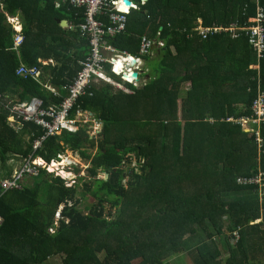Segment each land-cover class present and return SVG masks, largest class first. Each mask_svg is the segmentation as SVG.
Listing matches in <instances>:
<instances>
[{"label": "trees", "instance_id": "1", "mask_svg": "<svg viewBox=\"0 0 264 264\" xmlns=\"http://www.w3.org/2000/svg\"><path fill=\"white\" fill-rule=\"evenodd\" d=\"M0 2L10 14L21 12L24 35L19 52L11 51L14 31L0 22V92L18 88V99L59 103L63 97L43 85L45 74L65 96L63 86L90 53L80 29L84 9L66 0ZM258 8L264 12V0H148L132 10L126 31L107 41L136 56L141 35L163 39L143 57L148 83L132 94L106 82L91 87L77 105L102 120L100 136L82 126L47 136L34 153L49 162L69 150L89 162L87 178L72 188L42 172L34 186L4 193L1 183L16 169L8 161L32 154L45 131L28 122L16 132L0 111V264H264V197L258 186L238 182L264 170V120L247 131L242 123L264 92V49L259 58L248 30ZM199 25L227 31L203 38L193 32ZM20 64L41 69L43 83L18 75ZM129 153L139 167L126 171ZM45 176L51 180L41 182ZM88 197L85 213L78 205Z\"/></svg>", "mask_w": 264, "mask_h": 264}, {"label": "built area", "instance_id": "2", "mask_svg": "<svg viewBox=\"0 0 264 264\" xmlns=\"http://www.w3.org/2000/svg\"><path fill=\"white\" fill-rule=\"evenodd\" d=\"M125 1L66 0L67 3L75 8L84 9V22L80 24V29L83 36L89 37L90 53L85 60L80 62L81 70L77 76L74 77L71 83L64 86L65 96L61 94L58 88L53 87L50 82L43 84L54 95L63 97L59 103L53 102L45 105L44 100L39 96L14 99L6 97L4 93L0 92V108L6 110L8 114L7 122L12 128L19 132L25 123L33 122L45 130V135L35 141V149L41 146L43 139L47 136L60 134L64 130L77 131L79 129V121L88 123L93 120L95 126L92 133L96 134L100 131L102 122L94 118L92 113L83 111L77 105L79 98L85 95L91 87H95L101 82H106L127 94H132L134 92L132 87L139 88L148 83V79L141 78L140 75L142 73L143 57L152 53L154 45L163 47V40L153 39L146 35L141 36L136 56L121 52L120 49L107 41V36L120 35L126 31L130 12L138 9L137 4L133 0H127L130 2L129 5H126ZM141 4L143 5L144 2H141ZM56 6L60 7L61 3L56 2ZM125 9L127 10L125 11ZM250 22L253 24L248 27L250 32L249 42L255 45L258 49L259 58H261L264 49L263 8H258L256 15L250 19ZM219 30L227 31V28H209L199 25L195 30L193 29V32L205 38L210 36L212 32ZM19 40L20 38H18ZM131 58L136 62L132 66H130ZM256 67V65L253 66V68ZM16 73L23 77H32L34 80L43 83V72L36 67L28 68L22 65L16 68ZM134 73H136L135 78L132 77ZM110 74H114L118 77V80H115ZM75 110L76 113L73 116V111ZM254 110L255 115L242 119L245 127L250 122L260 124L261 120H264V92H258L257 99L254 102ZM80 117L84 118L81 119ZM259 132H257V139L262 145V137ZM21 164L19 168L14 170L10 178L1 183L4 192L21 189L25 177L38 176L40 168H46L50 172L53 171L50 165H47L42 160L32 159V157L25 159ZM52 166H54V163H52ZM239 183L258 186L264 196V171H261L256 176L241 178ZM72 185L68 184L67 186ZM1 222L2 218L0 217ZM55 226H58V224H55ZM50 233H54L52 228H50Z\"/></svg>", "mask_w": 264, "mask_h": 264}, {"label": "clouds", "instance_id": "3", "mask_svg": "<svg viewBox=\"0 0 264 264\" xmlns=\"http://www.w3.org/2000/svg\"><path fill=\"white\" fill-rule=\"evenodd\" d=\"M18 38H20V40L18 41ZM14 41H15V43L16 44H19V43H21V41H22V38H21V36L20 35H18V36H16L15 38H14ZM156 47H158L157 45H154L153 46V51H152V53L154 54V51H155V48ZM152 53H151V55H152ZM134 56V55H133ZM136 63V62H135ZM143 66H144V61H143ZM111 75V77H113L115 80H118V77H116L114 74H110ZM53 87H55V88H58V87H56V86H54V85H52ZM114 86V85H113ZM115 87V86H114ZM116 88V87H115ZM134 88V87H133ZM45 89H47L46 87H45ZM59 89V88H58ZM117 89V88H116ZM47 90H49V89H47ZM117 90H119V89H117ZM50 92H52L51 90H49ZM4 94H5V96L6 97H9V98H14V97H10V96H8L5 92H3ZM53 93V92H52ZM54 94V93H53ZM83 96V95H82ZM14 99H17V98H14ZM83 110V109H82ZM0 111H3L4 113H6V122H7V112H6V110L5 109H3V108H0ZM83 111H86V110H83ZM87 113H89L90 111H86ZM76 113V110L75 111H73V116H74V114ZM90 113H92V112H90ZM93 114V116H94V118H96L95 117V115H94V113H92ZM81 119H83L84 117H80ZM93 118V117H92ZM96 119H98V118H96ZM98 120H100V119H98ZM101 122H102V120H100ZM7 124H8V122H7ZM9 125V124H8ZM10 126V125H9ZM82 126H86L87 127V132L91 135V137H95V138H98L99 136H100V134H101V132H103V129H104V124H103V122H102V126H101V129H100V131L98 132V133H96V134H93L92 132H93V130H94V126H95V122L93 121V120H91V121H89L88 123H85V122H83V121H79L78 122V127L80 128V127H82ZM11 127V126H10ZM247 127V126H246ZM12 128V127H11ZM12 129H14V128H12ZM23 129V128H22ZM22 129H21V131H22ZM247 129H248V127H247ZM79 130V129H78ZM77 130V131H78ZM14 131H16L15 129H14ZM21 131H19V132H21ZM45 131V130H44ZM64 131H68V130H64ZM64 131H62L60 134H55V135H61ZM77 131H69V132H77ZM16 132H18V131H16ZM45 135V134H44ZM50 136H52V135H50ZM43 137V136H42ZM42 137H40V138H42ZM40 138H37V139H40ZM37 139H35V141H37ZM35 141L33 142V150H34V152L32 153V154H30L29 156H27V157H25V158H22L21 157V159H23V160H21V162H20V164H19V166H17L16 167V169L17 168H19L20 167V165H22L21 163H23V161L25 160V159H28L29 157H32V159H36V160H42L43 162H45L47 165H50V167H51V169H53V171H48L46 168H40L39 169V174H38V176H27V177H25V179H24V181H23V186H22V188L21 189H15V190H23L26 186H28L27 185V179L28 178H34V179H39L40 178V175L42 174V172H46L48 175H51L53 178H61L63 181H64V184H65V186L66 187H68V188H72V187H74L77 183H78V180H79V178H81V177H86L87 178V176H85V172H86V170H88V168L85 166V169H84V172H83V174L81 175L80 173L78 174L77 172H76V169H78V168H75V170L73 169L74 167H76V160H74V156H70V157H68V155H66L65 154V152L67 151L68 153L70 152V153H72L73 155H74V153H76L77 154V156L80 158V155H79V153L78 152H73V151H69V150H65L64 152H61V153H58V154H56V156L54 157V159H52L51 161H47V160H45V159H43L42 157H38V156H34V153H35V151H37L38 149H40L41 148V146H42V144H41V146L40 147H38L37 149H35ZM43 141H44V139H43ZM43 143V142H42ZM52 163H54V166H52ZM261 171H264V170H259L258 171V173L257 174H255V175H252V176H256V175H258ZM13 174V173H12ZM12 174L10 175V176H8L6 179H8V178H10L11 176H12ZM88 174V173H87ZM100 174H102V175H105L106 176V174L105 173H100ZM99 174V175H100ZM252 176H248V177H252ZM39 177V178H38ZM74 177H76V178H74ZM241 178H246V177H239V179H241ZM239 179H238V182H239ZM68 184H73L72 186H67ZM11 191H14V190H11ZM6 192H8V191H6ZM6 192H4V193H6ZM3 193V194H4ZM261 193V192H260ZM262 196H263V194H261ZM0 196H2V195H0ZM264 197V196H263ZM69 206H71V203H69ZM65 208V204H62V205H60L59 206V208H58V210H56V213H55V215H58V219H56L55 218V221H56V224H58V222L60 221V219L62 218V216H61V212H62V210ZM3 221V220H2ZM55 226V225H54ZM49 232H50V228H49ZM50 234H53V233H50Z\"/></svg>", "mask_w": 264, "mask_h": 264}, {"label": "crops", "instance_id": "4", "mask_svg": "<svg viewBox=\"0 0 264 264\" xmlns=\"http://www.w3.org/2000/svg\"><path fill=\"white\" fill-rule=\"evenodd\" d=\"M136 4H137V6H138V9L140 8V6H143L146 2H148V1H146V2H144V1H140V0H133ZM56 2H59V1H56ZM141 2H144V4L142 5L141 4ZM61 3V2H60ZM138 9H136V10H138ZM21 12L18 10V11H16L15 13H13V14H10V13H8V12H6L5 11V9H4V5L0 2V22H1V24H2V26L4 27V28H7V30H13L14 32L11 34V43H12V49H11V51H15V52H19L18 51V48L20 47V45H21V43H22V41H21V43H19V44H16L15 43V41H14V38L16 37V36H18V35H20L21 36V38H22V40H23V34H22V30H21V28H22V20L20 19V17H21V14H20ZM14 19V21H12ZM63 21H67V20H63ZM62 21V22H63ZM68 22V21H67ZM198 22H200V20L198 21ZM62 24V23H61ZM1 26V25H0ZM63 26V25H62ZM64 29H69V28H71V29H73L72 28V26L70 25V23L68 22V26L67 27H63ZM159 32H160V35L162 34L163 35V26H161L160 27V29H159ZM159 32L157 33L158 34V37H160V35H159ZM5 37H6V33H4L3 34ZM7 36H9V34L7 35ZM141 36H143V35H141ZM140 36V37H141ZM146 36H148V35H146ZM149 37V36H148ZM159 39H161V38H159ZM7 40H9V42L7 43V44H9L10 43V39H8L7 38ZM161 40H163V39H161ZM19 56V55H18ZM153 56V55H152ZM39 62H43V61H40V60H38ZM44 63H46L45 65L46 66H55V61L54 60H49V61H46V62H43V64ZM23 64H20V66H22ZM45 78L46 79H48L49 80V82H51V83H53L52 82V76L51 75H49V74H45ZM51 80V81H50ZM67 84H69V83H67ZM66 84V85H67ZM66 85H64V86H66ZM64 86H63V89H64ZM184 87H185V85H184ZM20 89H18V88H14L13 89V92H9V93H6L8 96H10V97H14V98H19V93H20ZM64 91H65V89H64ZM4 92V91H3ZM66 92V91H65ZM245 131H247V127H245ZM25 139H28V136H25ZM19 160L18 159H15V158H11L9 161H8V165H11L12 167H13V163H17Z\"/></svg>", "mask_w": 264, "mask_h": 264}, {"label": "rangeland", "instance_id": "5", "mask_svg": "<svg viewBox=\"0 0 264 264\" xmlns=\"http://www.w3.org/2000/svg\"><path fill=\"white\" fill-rule=\"evenodd\" d=\"M152 55H153V53H152ZM101 83H103V82H101ZM185 87H186V86H185ZM184 89H185V88H184ZM115 90H116V88H115ZM65 154L68 155V157H70L71 155L74 156V160H76V167H74L73 169L75 170V168H78V169L80 170V174H81V175H82L83 172H84L85 166H86L88 169L90 168V163L87 162L84 158H82L80 154H79V155H80V158L77 156L76 153H74V155H73L72 153H70V152L68 153V152L66 151ZM126 157H127L128 160H129V161L126 160L125 163H124V165H123V168H124L126 171H127L128 169H130L131 167H136V169L139 167V162H138V159L135 157V154H133V153H129V154H127ZM15 159H18L19 161H18L16 164L13 163V164H14L13 167L11 166L12 169H13L14 167L19 166L21 160H23V159H21V158H19V157H15ZM142 163H144V160H141V164H142ZM141 164H140V165H141ZM84 174H85V176H88V174H87V170H86V172H85ZM74 178H76V177H74ZM84 178H86V177H84ZM48 179L51 180V178H50L49 176H45V177L41 178L40 181H41V182H49L50 180H48ZM98 179H106V176L100 174V175L98 176ZM126 180H128V178H126V179L124 180V183H123V184H124L125 187H127V181H126ZM36 182H37V180H35L34 178H28V179H27V185H29V186H34V185L36 184ZM43 187L45 188L46 186L44 185ZM41 195H42L43 200H45V196L47 195L46 190H45V191H41ZM88 199H89V197L86 198V199H84L83 201H81V204L78 205V207H79L81 210H83L85 213H88V211H89L88 209H86V207L90 205V203L87 201ZM262 199H263V198H262ZM262 199H261V200H262ZM106 212H107V213H110V212L114 213V212H115V209L112 208L110 205H108V206L106 207ZM55 218L58 219V215H55ZM55 218H54V219H55ZM58 257H59V256H58ZM58 257H56L55 260H53V261H55V263H58V262H59ZM227 257H228V254L225 252V253H223L222 255L218 256L217 259H218V260H221L222 263H224V262L226 261ZM56 260H58V262H56ZM171 261H172V260H171ZM180 263L186 264L185 260H183V261L180 262Z\"/></svg>", "mask_w": 264, "mask_h": 264}, {"label": "water", "instance_id": "6", "mask_svg": "<svg viewBox=\"0 0 264 264\" xmlns=\"http://www.w3.org/2000/svg\"><path fill=\"white\" fill-rule=\"evenodd\" d=\"M140 1H144V2H146V1H148V0H140ZM125 4H126V5H129L130 2L126 0V1H125ZM62 25H63V27H67V26H68V22H67V21H63V22H62ZM133 64H135V60H134L133 58H131V59H130V66H132ZM132 77L135 78V77H136V73H134V74L132 75ZM105 174H106V179H108L109 174H108V173H105Z\"/></svg>", "mask_w": 264, "mask_h": 264}, {"label": "snow or ice", "instance_id": "7", "mask_svg": "<svg viewBox=\"0 0 264 264\" xmlns=\"http://www.w3.org/2000/svg\"><path fill=\"white\" fill-rule=\"evenodd\" d=\"M127 9H125V11H126Z\"/></svg>", "mask_w": 264, "mask_h": 264}, {"label": "bare ground", "instance_id": "8", "mask_svg": "<svg viewBox=\"0 0 264 264\" xmlns=\"http://www.w3.org/2000/svg\"><path fill=\"white\" fill-rule=\"evenodd\" d=\"M117 67H119V66H117Z\"/></svg>", "mask_w": 264, "mask_h": 264}]
</instances>
